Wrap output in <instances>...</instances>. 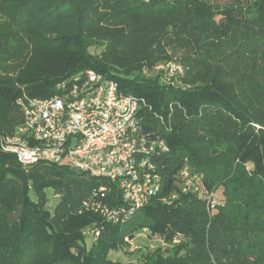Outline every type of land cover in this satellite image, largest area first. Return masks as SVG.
I'll return each instance as SVG.
<instances>
[{"label": "trees", "instance_id": "1", "mask_svg": "<svg viewBox=\"0 0 264 264\" xmlns=\"http://www.w3.org/2000/svg\"><path fill=\"white\" fill-rule=\"evenodd\" d=\"M224 1L0 0V139L24 123L19 100L93 70L146 100L142 130L170 148L152 159L161 190L126 228L85 207L120 205L115 186L0 147V264H123L112 253L143 229L162 244L141 264H264V0ZM165 62L186 69L175 88L156 74ZM185 167L206 199L182 193ZM85 229L100 234L88 243Z\"/></svg>", "mask_w": 264, "mask_h": 264}, {"label": "built area", "instance_id": "2", "mask_svg": "<svg viewBox=\"0 0 264 264\" xmlns=\"http://www.w3.org/2000/svg\"><path fill=\"white\" fill-rule=\"evenodd\" d=\"M155 71L169 87L179 86L186 76L185 67L176 62L161 63ZM56 90L50 98L18 101L24 123L11 136L0 139L1 150L14 155L25 168L58 165L106 181L109 187L101 188L105 194L115 186L114 200L120 205L111 209L90 199L85 207L114 224L126 225L161 190L162 177L152 159L170 151L160 135L142 130L146 100L124 94L115 81L93 70L58 83ZM179 177L183 194L208 197L202 175L185 167ZM176 198L174 194L164 202ZM209 208H215L214 201L210 200ZM91 232L94 241L100 232ZM144 234L150 237L148 229ZM174 242L179 243L180 238Z\"/></svg>", "mask_w": 264, "mask_h": 264}, {"label": "rangeland", "instance_id": "3", "mask_svg": "<svg viewBox=\"0 0 264 264\" xmlns=\"http://www.w3.org/2000/svg\"><path fill=\"white\" fill-rule=\"evenodd\" d=\"M209 3L221 5L224 4V0H205ZM92 53L98 54L100 53L99 49H91ZM176 87V86H175ZM173 87V88H175ZM50 202L48 205L49 209H53L54 206L57 204V198L54 197V194L52 191H48ZM223 197L222 196V190H218L217 194H215L216 201ZM131 226V222L129 221L126 225V228H129ZM91 229H85L83 231L84 236L87 239L88 243H91L90 241L93 240L92 230ZM125 243H127V246H124L122 249H120L117 253H112L111 257L114 260L121 261L123 264H129V263H136L141 264L144 261V255L147 253H150L154 249H156L158 246H160L162 243H160L157 239H152L151 237H148L146 234H144V229L140 230L139 233L133 232V234L129 237L124 239ZM255 264V263H252Z\"/></svg>", "mask_w": 264, "mask_h": 264}]
</instances>
